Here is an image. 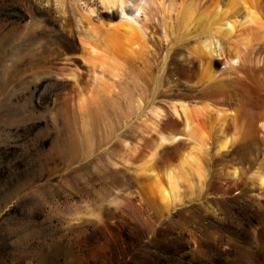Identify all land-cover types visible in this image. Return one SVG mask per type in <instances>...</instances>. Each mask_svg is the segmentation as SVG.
Here are the masks:
<instances>
[{
    "label": "rangeland",
    "instance_id": "374dc122",
    "mask_svg": "<svg viewBox=\"0 0 264 264\" xmlns=\"http://www.w3.org/2000/svg\"><path fill=\"white\" fill-rule=\"evenodd\" d=\"M112 11L100 0H0V264H258L263 197L198 200L217 192L204 184L167 212L123 160L124 142L137 144L146 112L166 100L164 52L130 65L125 84L131 89L132 76L139 78L142 111L120 117L106 103L102 119L83 128L68 101L75 83L65 78L73 69L86 78L79 18L106 21ZM189 31L173 51L193 44ZM255 155L239 152L235 167L244 170ZM216 168L206 179H217Z\"/></svg>",
    "mask_w": 264,
    "mask_h": 264
},
{
    "label": "bare ground",
    "instance_id": "6f19581e",
    "mask_svg": "<svg viewBox=\"0 0 264 264\" xmlns=\"http://www.w3.org/2000/svg\"><path fill=\"white\" fill-rule=\"evenodd\" d=\"M200 1L100 0L105 10L118 14L93 22L77 13L80 47L69 46L86 65V78L77 69L65 76L75 83L68 101L82 115L84 129L101 118L106 103L120 117L142 111V93H135L139 78L132 76L131 91L128 80L125 84L135 71L130 65L164 52L157 59L162 58L159 79L167 84L166 100L146 112L137 144L124 142L123 160L147 181L153 201L166 211L204 184L217 192L198 194V200L226 203L235 192L247 202L264 198V0H207L203 8ZM131 2L133 10L127 11ZM190 29L193 44L173 51ZM174 54L181 58L176 64ZM245 150L255 151V158L238 169L237 154ZM213 166L218 177L210 181ZM256 261L264 264V252Z\"/></svg>",
    "mask_w": 264,
    "mask_h": 264
}]
</instances>
